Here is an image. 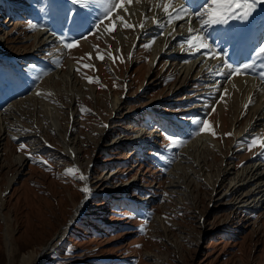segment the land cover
I'll use <instances>...</instances> for the list:
<instances>
[{
  "label": "rangeland",
  "instance_id": "rangeland-1",
  "mask_svg": "<svg viewBox=\"0 0 264 264\" xmlns=\"http://www.w3.org/2000/svg\"><path fill=\"white\" fill-rule=\"evenodd\" d=\"M210 2L132 0L102 19L105 8L93 3L0 0V264H22L56 237L41 264H264V202L226 197L237 172L264 167L260 148L248 150L264 137V61L254 56L264 3L247 19L199 31ZM190 28L212 48L208 56L189 49ZM71 41L77 46L66 49ZM225 59L256 67L229 78ZM194 118L207 119L208 130ZM202 134L209 150L194 146L181 160ZM169 137L182 143L168 151ZM218 167L230 172L215 192Z\"/></svg>",
  "mask_w": 264,
  "mask_h": 264
},
{
  "label": "snow or ice",
  "instance_id": "snow-or-ice-1",
  "mask_svg": "<svg viewBox=\"0 0 264 264\" xmlns=\"http://www.w3.org/2000/svg\"><path fill=\"white\" fill-rule=\"evenodd\" d=\"M73 4L83 6L85 4L93 3L97 4L99 6H102L105 8L104 16L102 19H107L112 15V13L118 9L124 6L125 3L131 4L132 0H71ZM182 3V0H181ZM264 3V0H211L208 7L204 10L203 18L201 19V29L199 31H202L204 27H211L214 25L219 24H226L228 21L232 19H247L251 13L254 11L255 7L258 4ZM170 5L165 4L164 5V11L165 13L169 12ZM184 11H187V9L183 6L181 9L175 11L172 13V15L180 16V14ZM193 16H199L200 11L198 13H190ZM169 19H171V15L169 16ZM117 20H119L120 24L123 28L129 29L134 28L135 25H129L126 23L122 18L117 17ZM154 23H158L157 21H154ZM143 27V25H141ZM106 31H114V28L110 27L109 29H106ZM194 30L190 28L189 30V39L186 41L189 49H196L197 51L203 50V54L205 56H208V54L211 52L212 48L208 45V43H205V39L201 35H193ZM75 41L67 42L65 43L64 47L66 49H72L76 47ZM119 51V50H118ZM254 56L259 59L260 61H264V44L259 46ZM89 58H91L89 54ZM104 55L98 54L96 59L103 61ZM113 61L115 62L116 57H111ZM122 62V61H121ZM85 69L88 68V65H84ZM223 67L230 69L226 75L231 78V76L234 75H247L250 70L254 69L256 67L255 62L245 63L239 67H233L230 66L226 59ZM261 72L260 75L262 78H264V64H261ZM221 75H225V73L221 72ZM93 79L88 78V83H93ZM39 94V93H38ZM221 99H223V96H221ZM194 122L200 124V128L198 131L200 133L205 132L208 130V120H196L194 118ZM213 136H215V133H211ZM169 148L168 151H171L172 145L175 143H182V141H179L177 138L169 137ZM259 147L261 150V154H264V137H255L251 140L250 144L248 145V150L251 151L253 148ZM25 148V144L21 143L19 145V150H23ZM31 158V156L29 157ZM40 163L47 164V161L41 160ZM76 169L75 168H68L66 170V175H73L75 176ZM79 179L81 181H84L86 177L84 175H80ZM81 191L87 193L88 188H82Z\"/></svg>",
  "mask_w": 264,
  "mask_h": 264
},
{
  "label": "bare ground",
  "instance_id": "bare-ground-1",
  "mask_svg": "<svg viewBox=\"0 0 264 264\" xmlns=\"http://www.w3.org/2000/svg\"><path fill=\"white\" fill-rule=\"evenodd\" d=\"M154 29L155 30L157 29L155 27V25H153L151 27V30H154ZM197 53L198 52L196 51L194 53V55H196ZM52 78H48L47 81H45L41 86L39 85L37 90L42 89V87H46L48 85V83L51 82ZM62 79H64V78H62ZM187 80H188V76H185V78L181 81V84H185ZM65 84L67 86V89H64V90H66L65 92L63 90L64 94L71 95V94H69V89L72 88L71 83L65 81ZM68 85H70V86H68ZM37 90L34 93H36ZM43 97H45V95H43L42 98ZM14 107H15V104H14ZM201 108H203V107H199L198 109H201ZM208 108H209V106H208ZM44 111L46 113L45 115H46L47 118H50V119L57 118L56 117L57 116V114H56L57 112H55L53 109H48L47 108ZM253 120H255V122H258L259 121V119H257V117H255ZM0 126L3 127L1 124H0ZM1 127H0V142L2 141L3 137L6 135L5 134L6 133L5 132V128L3 129ZM203 138H204V134L199 135L198 139H196L192 143L188 144L186 146V148L184 150H182V152L180 154V156H182L181 157V160H187V158H189V155L190 154H188L187 152H189L188 151L189 149L191 151L194 146H198L197 148H199V149H197L195 151L204 150V149L208 151L209 150V147L208 146H209L210 143H208L207 140H205ZM201 140H204V141H201ZM207 143H208V145H205ZM197 144H199V145H197ZM198 156H199V153L197 152L196 159H195V157H193L194 160L197 161L199 159ZM16 160L19 163L21 162V159H16ZM197 162H195V163H196V165H197L196 167H198L199 171L196 174L197 175L198 174L199 175L200 174L201 175H204L205 174V171H203L204 170V167L201 166V165H199L200 163L197 164ZM174 170H176V169H174ZM177 170H179V169H177ZM229 172H230L229 169H227L226 167H224L223 169H220V167H218V168L215 169L214 178L213 179L211 178V180L213 181L212 182V184H213L212 185L213 191L216 192L218 189H220L221 187H223L224 183L222 182V179L224 177H226ZM13 180H14V178H11V179L8 180V183L6 185L5 190H7V188L12 184ZM207 182L209 183L210 181L207 180ZM0 197H3V195L0 194ZM226 197H237V199H236V201H238L237 204H243V203H245V202H247L249 200H251L250 204L251 203L257 204L259 202L260 203H263L264 202V167H261V164H259V165H252V166L246 167L245 169H242L239 172H237L236 176L234 177V183L231 184V185H229V191H228V194L226 195ZM257 197H259V199H258L257 202H255L257 200ZM87 201H88V197H87ZM0 204H1V202H0ZM84 204L85 203H83L81 205L79 204L78 207L75 208L74 214L71 216V218L69 219L68 223L66 224V228H64L63 233H64V231L66 229L70 228L72 226V224H74V223L77 224L76 221H78V218L84 212V208H85ZM2 220H3L2 223L4 225V235H3V237H4V241H5L6 246L9 248L10 238H11L10 237L11 234L9 232V225H8L9 223L4 218H2ZM57 239H58V237H56L53 241L51 240L52 242L47 243L42 249H40V254H38V255L31 254V255H28V257L27 256H24V258L22 259V264H27V263L28 264H41L42 261H44V259H46L47 256L49 255V253L51 252L52 247L54 245V242ZM57 247L58 246H56L55 248H57Z\"/></svg>",
  "mask_w": 264,
  "mask_h": 264
},
{
  "label": "trees",
  "instance_id": "trees-1",
  "mask_svg": "<svg viewBox=\"0 0 264 264\" xmlns=\"http://www.w3.org/2000/svg\"><path fill=\"white\" fill-rule=\"evenodd\" d=\"M75 227H77V226H73V228H72L71 230H73V231H74V228H75Z\"/></svg>",
  "mask_w": 264,
  "mask_h": 264
}]
</instances>
